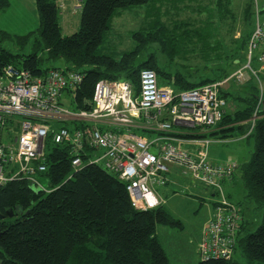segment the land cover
<instances>
[{
  "label": "trees",
  "instance_id": "16d2710c",
  "mask_svg": "<svg viewBox=\"0 0 264 264\" xmlns=\"http://www.w3.org/2000/svg\"><path fill=\"white\" fill-rule=\"evenodd\" d=\"M153 1L82 0L79 30L74 34L64 35L60 25L58 0H36L40 16L38 30L17 36L0 31V73L9 64L25 68L37 78L53 68L83 72L84 78L77 89L66 90L72 96L71 103L76 112L92 108L93 94L101 79L127 80L138 93L140 72L145 68L156 71L159 83L172 86L178 93L227 80L220 87V97L227 101L228 106L226 114L217 125L206 132H201L198 128L193 130L174 126V130L167 135L183 140L174 141L179 148L185 144H203L205 149L195 152L185 150L193 156L206 151L207 159L208 145L212 142L240 134L254 137L255 149L251 159L242 165L237 164V170L231 178L236 184L239 181L242 183L245 192L242 202H233L225 193V186L231 180H221L220 191L213 185L203 183L214 193V209L223 193L225 199L240 206L244 222L235 238V251L230 259H201L200 263L264 264V215L255 231L248 230L245 217L250 206H254V211L257 208L264 210V73L260 66L256 69L258 77L250 75V79L243 83L231 77L239 64L246 66L249 62L248 41L255 28L252 7L250 5L247 8L250 25L241 37L237 53L226 56L217 67H212L207 62L203 68L189 71L187 65L181 62L184 54L191 51L186 43L194 42V36L196 42L208 49L211 45L205 32L194 29L192 36L187 23L184 22V28L181 21L171 28L162 21L160 15L151 11H147L149 21L146 25L132 33L135 39L133 50L122 53L119 59L100 52V46L120 10L149 5ZM9 5V0H0V15ZM217 5L221 9L222 0H217ZM32 38L36 40V46L27 55L16 54L3 45L6 39L29 44ZM206 50L205 58L209 56ZM41 51L46 55H39ZM241 53L245 54L244 57ZM255 60L256 56L253 55L250 65ZM59 61L64 66H60ZM260 81L263 87L260 86ZM261 93L263 101L259 117L248 133ZM79 124V121H75L70 125L78 127ZM135 131L144 136L151 132L143 128H136ZM152 133L155 136L156 133ZM160 134L166 133L160 132L157 136ZM206 140L210 142L205 145ZM46 143L47 167L39 175L51 190L34 188L25 179L12 181L0 188V213L6 214V218L0 221V264H170L155 230L158 224L181 225V220L165 207L166 201L149 211H138L133 208L127 184L119 175L101 164H87L80 171L73 172L70 143L55 144L51 142V137ZM83 160L86 162L87 157L83 156ZM177 170L176 166L172 167L169 181L171 174ZM238 170L241 172L240 178L237 177ZM10 211L14 214L13 217L10 216ZM211 216L212 214L210 218ZM237 251L245 262L234 256Z\"/></svg>",
  "mask_w": 264,
  "mask_h": 264
},
{
  "label": "built area",
  "instance_id": "2783aa9c",
  "mask_svg": "<svg viewBox=\"0 0 264 264\" xmlns=\"http://www.w3.org/2000/svg\"><path fill=\"white\" fill-rule=\"evenodd\" d=\"M248 42L249 62L231 76L242 82L248 80L247 75L258 77L259 72L250 65L256 53L264 73L263 24L257 23ZM84 75L77 70L53 68L37 78L13 64L0 73V188L25 179L34 188L45 189L35 175L46 171L49 137L55 144L70 143L73 172L87 164H104L119 175L138 211H149L165 202L156 188L167 185L173 166L219 191L221 180H231L236 162L214 165L206 151L193 156L174 144L182 139L167 135L174 126L206 132L217 125L228 106L220 97V87L227 80L178 93L170 85H161L156 71L145 68L140 72L138 93L127 80L101 79L93 94L92 108L76 112L64 106L62 94L68 89L76 90ZM259 84L263 87L261 81ZM260 99L250 132L259 117L262 93ZM75 121H81L78 127L70 125ZM136 128L156 134L147 138ZM160 132L166 134L157 136ZM209 142L204 141L205 145ZM216 205L200 238L198 252L202 260L230 259L244 222L240 206L225 199L223 193Z\"/></svg>",
  "mask_w": 264,
  "mask_h": 264
},
{
  "label": "rangeland",
  "instance_id": "374dc122",
  "mask_svg": "<svg viewBox=\"0 0 264 264\" xmlns=\"http://www.w3.org/2000/svg\"><path fill=\"white\" fill-rule=\"evenodd\" d=\"M58 4L60 6L59 16L63 33L65 35L74 34L80 28L82 8H77V3L71 1H67L66 4L64 3L65 5L61 2ZM250 5L253 11V27L258 22L264 25V0H222L221 9L217 5V0H154L149 5L123 9L114 17L112 27L100 46V52L119 59L122 53L133 50L135 39L132 33L146 25V22L149 21L147 11H151L160 15L162 21L171 28L181 21L187 23V28L191 29L190 33L194 29L205 32L208 43L211 45L208 49L207 47L204 48L203 44L196 42L193 33L191 35L194 42L186 43L191 51L184 54L183 58L187 60L181 58V62L187 65L189 71L203 68V65L207 62L210 66L217 67L219 62L223 63L226 56H234L237 53L241 44V37L247 32L250 25V19L247 16V8ZM185 23L184 28L186 27ZM5 41L3 45L16 54L27 55L36 46L34 38L29 44L16 42L12 39H6ZM205 50L209 55L207 58H205ZM241 54L244 57L245 54ZM39 55L45 56L46 54L41 51ZM255 56L256 60L252 65L258 70L261 65L257 59V53ZM59 65L64 66V63L59 61ZM244 65L239 64L233 74L238 72ZM207 72L206 74H209ZM246 77L249 79L248 75ZM234 78L239 83L244 81L237 79L235 76ZM71 101L72 96L67 92L62 94V102L65 107L73 108ZM79 122L81 123V121ZM59 124L61 123H56V126ZM254 145L253 136L248 137L241 134L223 141H215L208 145L209 159L212 163L218 165H228L233 162L242 165V163L251 159V154L255 149ZM180 147L192 152L205 149L203 144H185L180 145ZM101 165L104 166V164ZM240 176L241 172L238 170L237 177L240 178ZM35 177L43 185L44 190H51L39 174H36ZM169 182L168 186L156 188V191L160 196H165L166 192L167 203L165 207L169 209L174 217L181 220V225L158 224L155 230L158 241L167 253L170 264H201V257L198 252L199 239L209 223L210 215L214 211L213 202L215 197L210 193L209 187L194 180L189 175H183L181 169L171 174ZM225 193L230 194L231 200L235 203L244 200L245 192L240 181L235 186L226 185ZM250 207L245 213L247 227L249 231H255L263 219L264 210L263 208H257L254 211V206ZM234 256L245 262L238 251Z\"/></svg>",
  "mask_w": 264,
  "mask_h": 264
},
{
  "label": "crops",
  "instance_id": "0c3cea01",
  "mask_svg": "<svg viewBox=\"0 0 264 264\" xmlns=\"http://www.w3.org/2000/svg\"><path fill=\"white\" fill-rule=\"evenodd\" d=\"M10 5L9 8L5 10L0 15V31L7 32L12 36L17 35H27L33 31L38 30L40 16L38 15V7L36 5V0H9ZM67 1L77 3V8H82V0H58V3L66 4ZM64 4V5H65ZM63 31V27H62ZM64 34V33H63ZM65 35V34H64ZM147 137H153L154 134L152 132H148ZM225 139H220L223 141ZM98 154H100L98 152ZM236 182L231 179L228 182V185L235 186ZM211 190V189H210ZM210 193L214 197V193L211 190ZM165 196L166 192H165ZM164 196V197H165ZM230 197V194H228ZM231 199V198H230ZM167 203V199L165 198ZM165 203V204H166ZM210 220V218H209Z\"/></svg>",
  "mask_w": 264,
  "mask_h": 264
},
{
  "label": "water",
  "instance_id": "95a60500",
  "mask_svg": "<svg viewBox=\"0 0 264 264\" xmlns=\"http://www.w3.org/2000/svg\"><path fill=\"white\" fill-rule=\"evenodd\" d=\"M9 214L11 217H13V215H14L11 211L9 212ZM5 218H6V214L0 213V221H2V219H5Z\"/></svg>",
  "mask_w": 264,
  "mask_h": 264
}]
</instances>
